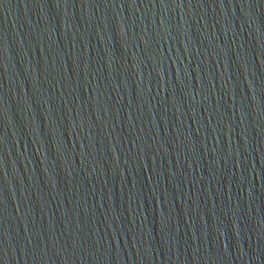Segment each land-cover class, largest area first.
I'll use <instances>...</instances> for the list:
<instances>
[{"label":"water","instance_id":"obj_1","mask_svg":"<svg viewBox=\"0 0 264 264\" xmlns=\"http://www.w3.org/2000/svg\"><path fill=\"white\" fill-rule=\"evenodd\" d=\"M0 264H264V0H0Z\"/></svg>","mask_w":264,"mask_h":264}]
</instances>
